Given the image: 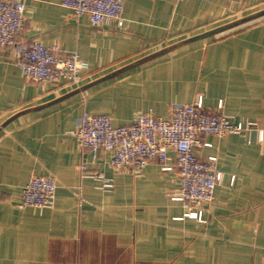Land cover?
Segmentation results:
<instances>
[{"label": "crops", "instance_id": "crops-1", "mask_svg": "<svg viewBox=\"0 0 264 264\" xmlns=\"http://www.w3.org/2000/svg\"><path fill=\"white\" fill-rule=\"evenodd\" d=\"M124 25L94 26L62 0H26L18 41L77 51L88 63L78 86L33 81L0 46V264H264V140L204 134L197 154L223 172L203 220L172 196L181 186L175 152L141 176L93 158L71 132L84 111L126 125L141 112L171 115L175 103L204 106L264 129V14L217 34L185 40L264 11V0H123ZM204 143H211L206 146ZM113 177L111 190L80 165ZM58 180L55 205L22 208L33 176Z\"/></svg>", "mask_w": 264, "mask_h": 264}, {"label": "built area", "instance_id": "built-area-1", "mask_svg": "<svg viewBox=\"0 0 264 264\" xmlns=\"http://www.w3.org/2000/svg\"><path fill=\"white\" fill-rule=\"evenodd\" d=\"M62 5L76 16L87 14L94 26L114 21L121 27L125 22L123 0H62ZM26 9V0H0V46L15 49L16 64L28 79L55 82L64 78L70 85L78 86L82 71L89 65L77 51L64 52L59 44L46 45L38 39L18 41L28 22ZM223 104L221 100L217 110H208L204 96L199 94L191 104H173L167 118L149 110L139 113L126 125H115L109 115L84 111L71 132L94 159L100 149H106L111 153L110 165L115 171L128 170L135 176H141L153 160L163 170H172L174 166L168 160L170 151H174L181 186L172 198L182 201L185 216L203 220L204 205L214 199L223 172L215 167L216 155L202 158L197 154L201 136L245 133L248 142H252V135L256 133L258 141L264 140V129L256 121H234L222 111ZM204 145L211 146V143ZM80 172L82 177L93 179L97 188L111 190L114 186L113 177L92 171L86 162L80 165ZM58 185L53 175L31 177L22 189L20 206L54 207Z\"/></svg>", "mask_w": 264, "mask_h": 264}, {"label": "water", "instance_id": "water-1", "mask_svg": "<svg viewBox=\"0 0 264 264\" xmlns=\"http://www.w3.org/2000/svg\"><path fill=\"white\" fill-rule=\"evenodd\" d=\"M264 14V11H260L258 13H254V14H251V15H248V16H245L243 17L242 19H239V20H236V21H233L231 23H228V24H225V25H222L220 27H216L214 29H211L209 31H206L200 35H197V36H194V37H191L187 40H185L184 42H191V41H194L196 39H201V38H204V37H208V36H211V35H214V34H217L219 32H222L230 27H233L239 23H242V22H245V21H249V20H252L253 18H256L257 16H260Z\"/></svg>", "mask_w": 264, "mask_h": 264}]
</instances>
